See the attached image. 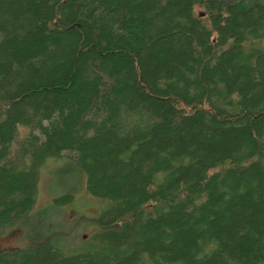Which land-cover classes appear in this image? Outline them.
<instances>
[{"label": "trees", "instance_id": "obj_1", "mask_svg": "<svg viewBox=\"0 0 264 264\" xmlns=\"http://www.w3.org/2000/svg\"><path fill=\"white\" fill-rule=\"evenodd\" d=\"M49 161L97 207L32 213ZM0 264H264V0H0Z\"/></svg>", "mask_w": 264, "mask_h": 264}, {"label": "rangeland", "instance_id": "obj_2", "mask_svg": "<svg viewBox=\"0 0 264 264\" xmlns=\"http://www.w3.org/2000/svg\"><path fill=\"white\" fill-rule=\"evenodd\" d=\"M74 182L69 178L60 161H49L41 169L38 194L32 213L45 219L42 230L45 234H57L65 241L66 248L82 245L96 227L89 226V219L97 213V207L76 194L72 203L58 211L51 209L52 201L58 198ZM22 229L18 225L0 232V253L20 248Z\"/></svg>", "mask_w": 264, "mask_h": 264}]
</instances>
